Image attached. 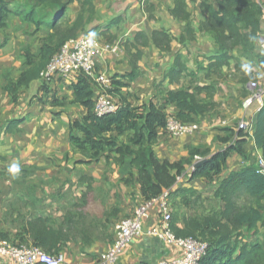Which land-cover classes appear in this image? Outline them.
Here are the masks:
<instances>
[{"label": "crops", "instance_id": "0c3cea01", "mask_svg": "<svg viewBox=\"0 0 264 264\" xmlns=\"http://www.w3.org/2000/svg\"><path fill=\"white\" fill-rule=\"evenodd\" d=\"M218 1L63 0L67 4L69 23L77 21L79 25L76 37L91 35L101 45L108 44L112 48L113 52L97 58L95 70L121 83L117 86L118 94L112 97L118 105L141 110L153 103L163 108L167 116L175 117L177 108L165 105L163 98L169 92L178 91L193 93L197 101L213 104L210 113L197 116L190 123L197 126L191 134L172 137L165 129L158 131L153 150L160 160L172 163L187 158L191 148L207 151L211 156L228 147L235 138L232 133L238 132L239 121L253 122L254 113L244 111L242 103L251 93L250 81L264 84V71L241 56L240 47L232 52L228 66L216 71L212 65L217 59L218 47L200 28L209 18L208 11L218 10ZM254 1H261L264 7V0ZM177 2L181 3V9L173 15ZM10 25L17 27L21 22L15 18ZM5 32L7 38L0 33V158L3 159L0 160V220L2 201L28 200L27 185L35 184L33 193L40 204V214L61 223L66 215H75L73 230L84 228V235L72 230L71 234L76 237L61 250L62 264H97L113 243L119 221L132 217L137 207L145 202L137 180L138 172L135 168L116 165L105 155L92 159L73 147L69 126L86 115L84 107L68 102L73 99L70 88L73 76L55 78L48 85L49 90L44 89L40 77L28 87L20 88L13 102L5 86L8 80L17 82L27 68L22 49L30 46L31 52L36 53L49 31L33 32V27L24 25L15 32L11 29ZM160 35L170 38L168 49L160 47ZM263 36L264 17L254 44L256 54L263 53L260 48ZM177 55L183 58L186 67L180 78L172 72ZM135 60L136 76L129 81L126 77L132 73ZM238 61L243 71L236 70ZM198 89L201 91L197 92ZM52 95L58 104H52ZM18 121L20 124L12 132L5 131L8 125ZM76 134L83 136L80 132ZM131 135L132 132L117 137L116 143L125 142ZM106 136L110 137L111 133ZM242 150L244 159L233 152L221 178L241 170L247 163L259 167L262 153L252 136L245 138ZM109 155L116 156L114 152ZM14 162L21 165V173L15 179L7 171ZM30 168H35L34 173L21 177L22 171ZM181 176V183L171 187L173 194L168 198V208L172 219H177V228L183 227L184 220L207 216L223 205L215 197L219 180L191 179L189 171ZM178 189L189 190L192 194H174ZM25 211L32 212L30 207L23 209ZM141 227L142 232L122 250L116 264L172 263L182 257L181 248L168 244L160 236L159 199L148 208ZM2 228L10 232V242H18L15 237L17 224L5 226L1 223ZM263 233L259 227L258 236L244 235L242 242L262 241ZM9 263L8 259H0V264Z\"/></svg>", "mask_w": 264, "mask_h": 264}, {"label": "trees", "instance_id": "16d2710c", "mask_svg": "<svg viewBox=\"0 0 264 264\" xmlns=\"http://www.w3.org/2000/svg\"><path fill=\"white\" fill-rule=\"evenodd\" d=\"M217 3L218 10H209L207 22L200 25L201 30L209 34L218 47L213 68L218 71L228 66L232 52L240 47V55L252 63L255 62L264 71V52L259 54L254 52V44L259 38L264 17L262 2L219 0ZM67 9V4L63 0H0V33L3 32L5 38L8 37L6 30L11 29L15 32L24 25L33 27V32L49 31L36 53L31 52L30 46L22 49L27 68L21 73L17 82L8 80L5 86L13 102H16L19 89L28 87L31 82L39 79L53 55L68 39L76 37L79 25L77 21L73 24L69 23L66 17ZM180 9L181 3L177 2L175 10L172 11L173 15H176ZM15 18L20 20L21 25L11 27V20ZM160 36L162 43L160 47L168 49L170 38ZM135 68L136 60L132 73L126 77L129 81H133L136 76ZM235 68L237 71H243L239 61ZM184 71L186 67L183 58L177 55L172 72L180 78ZM120 84L112 79V87L108 90L111 97H116L117 86ZM45 88L48 89V85L44 86ZM70 88L73 99L68 102L82 106L86 110L82 120H75L69 126L71 144L83 155H89L92 159L105 155L107 160H112L122 168H135L145 201L155 199L163 192L169 191L175 184L176 178L187 171V168L188 170L191 168L194 156L210 159L198 168H194L190 176L191 179L204 178L209 182L219 180L220 185L215 197L221 200L222 208L204 217L188 218L184 220L182 228L176 227L177 219H172L171 216L170 220V229L175 237H191L207 244L205 255L200 259L199 264H264V233L262 241L257 239L252 243L242 242L244 235L258 236L259 227L264 230V173L255 163H247L244 168L231 172L226 178L220 177L233 152L244 159L242 146L248 136L246 133L243 131L232 133L235 138L228 143V147L211 156L207 155V151L191 148L187 158L171 163L157 158L153 150L158 131L166 128L169 117L163 108L149 103L139 110L126 104H119L114 113L97 116L94 112L95 89L88 76L79 72L74 76ZM199 91L201 90L198 89L197 92ZM51 99L53 105L58 104L55 95H52ZM163 101L165 105H174L177 108L175 118L184 124L193 123L195 117L204 116L213 108L212 103L197 101L193 93L186 91L169 92ZM18 124L20 121L8 125L5 131L12 132ZM77 132L82 133L83 136L79 137ZM130 132L132 135L128 136L125 142L116 143L117 137H124ZM107 133H111V136L107 137ZM252 137L255 146L261 150L264 160V103L253 118ZM111 152L116 156L111 157L109 155ZM34 170L35 168L24 169L21 177L33 174ZM35 187V184L27 185L30 191L27 193L26 201H21L19 198L2 201L3 215L0 224L3 223L5 226L17 224L15 237L18 242L12 243L36 246L47 255L56 256L68 241L76 237L71 234L76 223L75 215H66L61 223L50 216L40 214L41 207L33 193ZM186 192L192 194L191 191H183V189H178L174 194ZM172 194L170 192L169 197ZM241 195L247 200L240 205L237 202ZM27 207H30L32 212H23ZM83 230L84 228H76L73 232L84 235ZM0 240L10 242V232L6 228L0 229Z\"/></svg>", "mask_w": 264, "mask_h": 264}, {"label": "built area", "instance_id": "2783aa9c", "mask_svg": "<svg viewBox=\"0 0 264 264\" xmlns=\"http://www.w3.org/2000/svg\"><path fill=\"white\" fill-rule=\"evenodd\" d=\"M260 48L264 52V36L260 41ZM108 52H113L108 45H101L98 40L91 35H83L72 38L65 42L59 51L53 55L50 62L44 69L41 77L43 85H49L55 78L68 79L69 77L84 73L93 83L95 89L94 112L97 116L114 113L118 109V104L109 95L108 90L112 87V79L106 74L97 73L95 63L97 58ZM250 95L243 101L244 111H251L254 115L262 108L264 103V84L256 81L249 83ZM238 131H243L248 136H252L253 122L245 119L239 121ZM167 133L172 137H181L191 134L197 130L193 124H184L175 117H168L166 128ZM206 159L194 156L193 163L189 171L194 169V165ZM259 167L264 173V160L259 161ZM183 176L176 178L175 185H179ZM171 189L163 192L157 199L161 208V238L168 244L181 248L182 257L172 263L162 264H199L200 259L205 255L207 244L191 237L177 238L171 232V214L168 208V198ZM156 199V200H157ZM155 199L145 201L134 212L132 217L122 219L116 225L115 238L108 250L101 255L97 264H116L122 250L130 243L134 236L142 232L141 222L147 215V210ZM5 258L9 264H62L63 256L47 255L36 246L17 245L9 241L0 240V259Z\"/></svg>", "mask_w": 264, "mask_h": 264}, {"label": "clouds", "instance_id": "9594fccd", "mask_svg": "<svg viewBox=\"0 0 264 264\" xmlns=\"http://www.w3.org/2000/svg\"><path fill=\"white\" fill-rule=\"evenodd\" d=\"M245 68L246 70H249L248 66H245ZM7 171L15 179L21 173V165L18 162H14L8 167Z\"/></svg>", "mask_w": 264, "mask_h": 264}, {"label": "rangeland", "instance_id": "374dc122", "mask_svg": "<svg viewBox=\"0 0 264 264\" xmlns=\"http://www.w3.org/2000/svg\"><path fill=\"white\" fill-rule=\"evenodd\" d=\"M43 73V72H42ZM41 73V74H42ZM246 200H247V198L246 197H244V195H241V197L238 199V202H237V204H244L245 202H246ZM26 246H28V245H26ZM30 246V245H29Z\"/></svg>", "mask_w": 264, "mask_h": 264}, {"label": "water", "instance_id": "95a60500", "mask_svg": "<svg viewBox=\"0 0 264 264\" xmlns=\"http://www.w3.org/2000/svg\"><path fill=\"white\" fill-rule=\"evenodd\" d=\"M210 159H203L201 160L200 162H197L195 165H194V168H198L199 166H201L202 164L208 162Z\"/></svg>", "mask_w": 264, "mask_h": 264}]
</instances>
